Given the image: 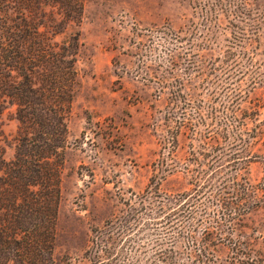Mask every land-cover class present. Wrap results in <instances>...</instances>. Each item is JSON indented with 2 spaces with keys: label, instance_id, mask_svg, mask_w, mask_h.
<instances>
[{
  "label": "rangeland",
  "instance_id": "obj_1",
  "mask_svg": "<svg viewBox=\"0 0 264 264\" xmlns=\"http://www.w3.org/2000/svg\"><path fill=\"white\" fill-rule=\"evenodd\" d=\"M257 5L86 0L82 20L54 35L61 42L77 34L81 43L53 264L86 260L94 230L127 213L125 201L144 192L155 174L161 190L176 196L199 180L218 181L216 167L264 180V7ZM20 125L8 104L0 112L6 159L14 157ZM179 206L173 203L171 212ZM140 215L138 259L127 242L116 256L123 254L125 264H165L156 246L163 227L149 211ZM175 215L178 222L182 216ZM193 221L185 217L184 229ZM244 223L248 234L264 231V209L249 212ZM187 243L182 238L180 250Z\"/></svg>",
  "mask_w": 264,
  "mask_h": 264
},
{
  "label": "trees",
  "instance_id": "obj_2",
  "mask_svg": "<svg viewBox=\"0 0 264 264\" xmlns=\"http://www.w3.org/2000/svg\"><path fill=\"white\" fill-rule=\"evenodd\" d=\"M85 1L0 0V112L15 105L21 122L14 157L6 159L0 149V264H53L81 43L77 34L61 42L54 35L82 20ZM253 1L264 7V0ZM213 170L218 181L199 180L193 191L178 196L161 190L162 177L153 175L144 192L125 201L127 213L94 230L93 246L79 264H125L123 254L116 255L126 242L138 259L140 214L147 211L165 232L156 244L165 264H264V231L244 230L246 215L264 209V180ZM177 201L179 210L172 213ZM176 213L182 216L178 222ZM185 217L194 219L188 230ZM182 238L185 250L179 248Z\"/></svg>",
  "mask_w": 264,
  "mask_h": 264
}]
</instances>
